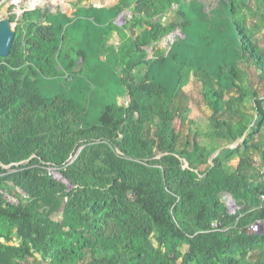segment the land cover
I'll use <instances>...</instances> for the list:
<instances>
[{
  "label": "trees",
  "instance_id": "obj_1",
  "mask_svg": "<svg viewBox=\"0 0 264 264\" xmlns=\"http://www.w3.org/2000/svg\"><path fill=\"white\" fill-rule=\"evenodd\" d=\"M90 1L9 7L0 264H264V231H247L264 220L262 0ZM192 78L212 132L183 137Z\"/></svg>",
  "mask_w": 264,
  "mask_h": 264
},
{
  "label": "rangeland",
  "instance_id": "obj_2",
  "mask_svg": "<svg viewBox=\"0 0 264 264\" xmlns=\"http://www.w3.org/2000/svg\"><path fill=\"white\" fill-rule=\"evenodd\" d=\"M71 1L73 0H0V17H7L9 14V10H7V5L11 6L14 5V12L17 15H22L25 9H30V8H36V7H48L53 11H56L57 9L64 10L68 12V15H73L75 12V9L71 5ZM206 3L207 7H210L212 5H216L219 0H203ZM118 2V0H91L90 3H93L94 5L97 6H102V5H115ZM260 3L263 5L264 0L260 1ZM87 4V3H86ZM89 4V3H88ZM253 12H247L248 14V24L250 26H253L258 20H259V12L258 7L255 3L253 2L252 6ZM262 11V10H261ZM260 11V12H261ZM130 13H127V17H129ZM172 18V13H169L167 16L163 18V21L170 20ZM127 19H124L122 15L116 20V22L120 24L126 23ZM13 25H16V22L13 23ZM131 33L136 35V31L134 29L131 30ZM178 34V30L174 31L167 37H164L161 42L159 43V46L161 48H169L168 43L171 42L174 37ZM257 40L259 41V44L264 48V26L262 27L261 31L257 34ZM118 41V36L115 34V37L112 39V42H117ZM149 52L150 55L152 56L153 54V49L149 47ZM192 82H190L184 90L187 92V104L190 107L189 111V118L191 122H186L182 123L180 118L176 119V126L179 130H181L183 137L187 135L189 131L191 132H199L201 134L203 133H210L212 132L211 129V123H210V115H211V110L206 106L202 93L199 89V85L195 78H192ZM247 107L251 108V104L247 103ZM250 111H253L251 108ZM240 156L234 157L230 162L231 167H236L239 162H240ZM254 163L255 165H259L261 162L260 156L258 154L253 155ZM51 173L53 174L54 177L60 179L61 181H65L64 177L62 174L54 169L50 168ZM11 199L14 201H17V199L13 196H10ZM223 198L228 203V206L232 208V212L235 211L233 209L234 207V202L230 194L225 193L223 194Z\"/></svg>",
  "mask_w": 264,
  "mask_h": 264
},
{
  "label": "water",
  "instance_id": "obj_3",
  "mask_svg": "<svg viewBox=\"0 0 264 264\" xmlns=\"http://www.w3.org/2000/svg\"><path fill=\"white\" fill-rule=\"evenodd\" d=\"M9 7L10 6L7 5V10H9ZM122 17L124 19H127V13L124 12L122 14ZM15 35H16L15 25H13L10 18L9 17L0 18V57H7L10 55ZM236 145L237 144L229 147H234ZM218 152L219 150L212 156L211 162L213 161L214 157L217 155ZM233 202H234L233 209L236 210L235 199H233Z\"/></svg>",
  "mask_w": 264,
  "mask_h": 264
},
{
  "label": "built area",
  "instance_id": "obj_4",
  "mask_svg": "<svg viewBox=\"0 0 264 264\" xmlns=\"http://www.w3.org/2000/svg\"><path fill=\"white\" fill-rule=\"evenodd\" d=\"M263 199H264V195L262 196ZM230 208V211L232 212V208L229 206ZM236 210H237V206H236ZM213 227H215V229L219 228V223L218 222H214L213 223ZM247 231L249 233H254V234H258L260 232H263L264 231V220H257L253 223H251L249 226H248V229Z\"/></svg>",
  "mask_w": 264,
  "mask_h": 264
},
{
  "label": "crops",
  "instance_id": "obj_5",
  "mask_svg": "<svg viewBox=\"0 0 264 264\" xmlns=\"http://www.w3.org/2000/svg\"><path fill=\"white\" fill-rule=\"evenodd\" d=\"M77 0H73V1H71V5H72V7L74 8V6H73V3L74 2H76ZM75 9V8H74ZM64 11V10H63ZM66 12V11H65ZM67 14H68V12H66ZM69 16H71V15H69Z\"/></svg>",
  "mask_w": 264,
  "mask_h": 264
}]
</instances>
